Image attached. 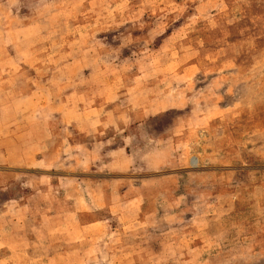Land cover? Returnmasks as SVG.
Wrapping results in <instances>:
<instances>
[{"label": "rangeland", "instance_id": "374dc122", "mask_svg": "<svg viewBox=\"0 0 264 264\" xmlns=\"http://www.w3.org/2000/svg\"><path fill=\"white\" fill-rule=\"evenodd\" d=\"M0 264H264V0H0Z\"/></svg>", "mask_w": 264, "mask_h": 264}]
</instances>
